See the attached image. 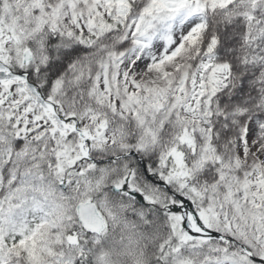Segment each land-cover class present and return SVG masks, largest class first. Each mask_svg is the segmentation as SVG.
Segmentation results:
<instances>
[{
  "label": "snow or ice",
  "instance_id": "obj_1",
  "mask_svg": "<svg viewBox=\"0 0 264 264\" xmlns=\"http://www.w3.org/2000/svg\"><path fill=\"white\" fill-rule=\"evenodd\" d=\"M0 264H264V0H0Z\"/></svg>",
  "mask_w": 264,
  "mask_h": 264
}]
</instances>
